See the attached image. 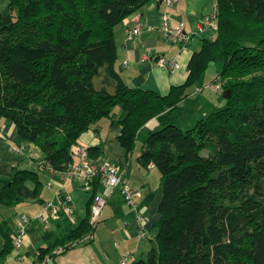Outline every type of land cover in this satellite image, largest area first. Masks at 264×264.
I'll use <instances>...</instances> for the list:
<instances>
[{
  "label": "trees",
  "instance_id": "trees-1",
  "mask_svg": "<svg viewBox=\"0 0 264 264\" xmlns=\"http://www.w3.org/2000/svg\"><path fill=\"white\" fill-rule=\"evenodd\" d=\"M6 1L0 119L44 152L40 167L64 172L74 161L71 148L116 108L125 114L119 142L128 154L141 129L158 121L139 157L160 172L163 191L157 248L144 264H264V0H214L215 38L203 40L185 83L166 96L128 87L117 70L116 28L153 0ZM212 64L221 66L226 104L184 131L183 102ZM31 175L5 182L0 203L15 202L14 189ZM92 230L87 217L68 238L41 249L39 261ZM0 233L12 253L13 236L2 225Z\"/></svg>",
  "mask_w": 264,
  "mask_h": 264
},
{
  "label": "crops",
  "instance_id": "crops-1",
  "mask_svg": "<svg viewBox=\"0 0 264 264\" xmlns=\"http://www.w3.org/2000/svg\"><path fill=\"white\" fill-rule=\"evenodd\" d=\"M211 4V0H179L166 11L171 24H181L184 31L191 35V41L186 47L164 35L161 24L165 8L159 0L151 1L129 16L115 31L117 70L123 82L130 88L155 91L163 96L173 86L185 83L193 54L201 50L203 40L213 41L215 38L216 30L206 22ZM7 5L6 0H0V14ZM137 27L140 28V35L128 40L127 31ZM148 55L149 59H144ZM159 55L177 60L180 68L175 71L160 68L157 63ZM207 81L203 77L199 87L190 88L189 97L183 102L189 103L184 111L185 116L190 114V127L200 117L215 111L212 110V98L205 95L204 91L200 92ZM124 117L120 108H116L113 117L94 124L76 145L88 150L96 148L94 154L97 157L94 161L108 160L118 165L125 171L131 187L141 191L138 205L140 214L144 215L146 221L147 237L141 236V225L137 221L135 210L127 205L118 192L111 194L101 183L96 189L94 184L87 187L77 179L52 169L40 171L44 152L35 144L21 142L13 121L0 119V192L5 182L12 180L17 173L32 174L26 178L23 187L14 189L12 197H15V202L0 203V225L4 231L10 232L14 238L18 231L15 219L22 215L34 219L48 202L64 198L72 207L71 212L64 211L52 223L50 231L44 230L36 220L26 226V239L21 253L24 258L4 252L6 240L0 233V264H120L126 255L132 257L134 264H144L149 252L157 248V224L160 220L159 206L163 191L162 185L157 187L156 178L151 174L157 169L144 167L139 161L144 142L138 140L142 137L145 141L152 131L159 128V123L150 121L146 124L138 135L133 152L128 154L119 142L123 129L120 121ZM143 132L146 133L145 136L142 135ZM98 193L105 197L106 205L92 233L73 241L63 255L49 256L44 262H40L38 258L41 249L54 246L62 238L65 240L72 230L89 217L93 197Z\"/></svg>",
  "mask_w": 264,
  "mask_h": 264
},
{
  "label": "built area",
  "instance_id": "built-area-1",
  "mask_svg": "<svg viewBox=\"0 0 264 264\" xmlns=\"http://www.w3.org/2000/svg\"><path fill=\"white\" fill-rule=\"evenodd\" d=\"M179 0H162L163 6L165 8V13L162 17V30L167 38L173 39L175 42L183 44V47H186L187 44L191 41V35H188L181 24L173 25L170 22V17L167 15V10L173 7ZM217 16V5H214L213 13L211 17L206 18V22L209 26L216 28L215 18ZM140 28H134L127 31L128 40L134 38L137 35H140ZM150 55L145 56L144 59L148 60ZM157 63L160 68L169 70L179 69V65L173 60L168 59L163 55H159L157 58ZM71 156L73 158L77 157V160H74L68 164L66 170L62 172L65 176L75 178L78 181L84 183L87 187H91L95 180H99L101 185L105 188H108L111 194L118 192L120 196L124 199L128 206L133 208L137 214V221L141 225L140 233L142 237H147L148 229L145 226L146 221L143 218L144 215L140 214L138 199L141 196V191L131 187L126 178L125 171H123L118 165L112 164L108 160L94 161L89 154L87 148L79 147L77 145L72 147ZM149 168H153L154 165H149ZM40 171H43V166L39 167ZM106 205V199L102 194H96L93 197L91 206H90V216L89 221L93 228L99 223L102 211ZM71 212L72 207L68 200L62 198V200L51 201L44 205L42 212L36 216L34 219L27 215L19 216L15 219V223L18 226V231L13 239V251L15 256L24 258L21 254L23 245L26 239V226L32 221H38L42 224L44 230L50 231L52 228V223L57 221L62 213ZM67 252L66 248L59 246L54 251L55 256L63 255ZM132 257L126 255L120 261V264H130Z\"/></svg>",
  "mask_w": 264,
  "mask_h": 264
},
{
  "label": "rangeland",
  "instance_id": "rangeland-1",
  "mask_svg": "<svg viewBox=\"0 0 264 264\" xmlns=\"http://www.w3.org/2000/svg\"><path fill=\"white\" fill-rule=\"evenodd\" d=\"M211 1H212V4H211L212 8H211V11L208 13L207 17H211V14L213 13V10H214V5L216 4L214 0H211ZM211 28H213V26H211ZM215 30L217 31V26H216ZM173 60L180 66V64L178 63L177 60H175V59H173ZM166 70H169V68H167ZM220 70H221V66L219 64H212V65H210L206 74L204 75V78L208 80L206 82V86H204L205 87L204 94L207 95L209 98H212L211 101L214 103V108L212 110L221 109L226 104V100H224L222 98V95H223V92H221L222 91V85H223L222 80H221V78H218ZM170 71H173V70H170ZM218 100H221V102H218ZM183 107H184V109H187L189 107V103L187 102V103L183 104ZM189 116H190V114L185 116V111H184L183 117H181L179 120V123H180L179 125L182 126L181 129H183L184 131H187L188 129L193 127V126H191V127L188 126ZM145 132H143L142 135L145 136V134H146ZM138 142H144L143 138L140 137ZM71 153H72V148H71ZM151 174H154L153 178H156V184H157V187H159V184H161L160 183L161 175H160L159 171L158 170L153 171V173H151Z\"/></svg>",
  "mask_w": 264,
  "mask_h": 264
}]
</instances>
